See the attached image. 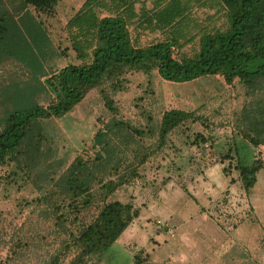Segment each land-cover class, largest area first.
I'll use <instances>...</instances> for the list:
<instances>
[{"label": "trees", "instance_id": "trees-1", "mask_svg": "<svg viewBox=\"0 0 264 264\" xmlns=\"http://www.w3.org/2000/svg\"><path fill=\"white\" fill-rule=\"evenodd\" d=\"M60 1L0 0V64L12 59L30 74L38 71L34 77L50 95L41 105L33 83L10 84L1 90L0 103L7 107L0 118V170L13 165L23 171L34 162L40 143L31 132L38 119L65 115L92 89L115 114L111 93L124 88L129 74L155 69L163 80L176 83L220 75L228 84L243 85L250 98L235 119L241 133H234V143L219 158L220 163L235 160L222 171L229 175L233 166L249 195L264 167L253 151L264 143V0H84L65 24L69 48L80 62L49 68L45 74L40 71L42 61L47 62L54 49L44 19L52 17ZM198 10L207 11L203 19ZM143 35L151 38L142 42ZM197 112L162 111L156 124L157 145L143 152L130 143L131 131L137 135L144 131L112 115L93 136V156L77 155L60 174L44 176L35 185L42 192L34 200L45 205L43 214L58 246L43 264L100 260L140 210L116 198V190L135 179L151 153L163 150L171 132L189 119L202 120ZM205 136L200 132L196 137L205 141ZM126 153L132 156L130 162ZM132 260L146 264L138 254Z\"/></svg>", "mask_w": 264, "mask_h": 264}, {"label": "rangeland", "instance_id": "rangeland-1", "mask_svg": "<svg viewBox=\"0 0 264 264\" xmlns=\"http://www.w3.org/2000/svg\"><path fill=\"white\" fill-rule=\"evenodd\" d=\"M83 1L61 0L55 7L52 17L44 19V25L47 28L54 51H49L47 62L46 58L45 61H42L43 68L40 70L42 73L44 71L45 74L48 73L47 70L49 68L58 70L68 63L80 62L69 48L65 24L79 9ZM206 13L207 11L205 10H198L197 16L203 19ZM186 49H191L190 52L194 51V48L190 46H187ZM36 73L30 74L20 63L12 59L4 61L0 64V93L5 86L10 84L12 87V84L14 85L15 83L22 85L33 83L37 87L35 89L36 100L41 105H45L49 101L50 95L44 91L40 81L34 77ZM211 77L201 76L191 81L176 83L163 80L161 77L159 79L155 69L148 74H129L124 88L111 93L114 106L117 108L115 114L105 108L99 91L92 89L81 102L65 115L59 118L38 119L31 132L32 139L40 143V153L34 159L32 158L35 163H27L23 171L15 166L9 169L2 167L0 170V264H43V259H47L48 255L58 246L57 241L51 235L52 228H50L49 219L43 214L45 205H38L34 200L39 191L40 194L42 192L35 185L39 184L46 175L48 177L51 173L60 174L77 155L93 156L91 148L93 136L99 128H102L112 118V115L144 131L142 135H137L131 131L133 135V140L130 143L131 147L138 149L139 152H143V149L146 148H148L147 151L153 150L151 147L157 145L156 124L162 111L170 107L185 106L198 110V113L203 116L202 120L194 121L195 124H192L194 122L189 123L192 128H179L178 132L169 134L166 140L167 143L162 151L157 153L150 152L151 154L147 159L152 163L151 166L148 165L150 168L147 165L145 168H138L137 176L135 177L138 183L142 184L140 190V185L134 187V189L139 190L140 195L143 185L154 188L152 182L155 183V180L150 181L152 179L151 173L156 172L159 168L156 167L159 159L164 162L167 161L164 167L168 168L169 166L172 171L175 170L177 177L181 178V181L195 174L196 170H201L196 165L192 166L191 169L189 168L190 165L187 164L190 157L189 150H187L188 144H199V147L196 146L194 149L197 150L196 153H199L200 157H204V163L209 162L208 159L213 158L212 154L216 156V160L222 158L223 154L234 143V136L241 133L235 119L237 114H239L240 107L250 101V98L246 96V89L243 85L235 84L232 88H229L230 90L225 88L223 90L224 86L221 81L219 79L213 80ZM221 90H223L222 93ZM228 92H230L229 95ZM220 99L224 100L221 103L223 105L222 108L218 105ZM4 107L6 108L7 106L0 103V118ZM150 127L152 131L147 130ZM201 127H203L205 137H207L205 141L209 144L206 149L203 146L205 141L196 137L200 135ZM185 130L190 131L191 139L196 142L191 139L187 141ZM234 133L237 134L234 135ZM217 139H220L219 143L216 142ZM113 140L118 143L116 137H113ZM119 145L123 146V144ZM179 147L183 148L185 154L175 159V165L171 163L174 160L172 161L168 158L170 154L172 155L173 152L180 150ZM253 151L256 158L264 164V143L259 144ZM204 154L208 156L206 155V157ZM126 155L130 162L131 154L126 153ZM193 157L195 156L193 155ZM234 161L232 160L230 163L233 165ZM229 170L233 175L238 174L233 166H230ZM164 178L168 177L165 175ZM130 191L125 187L119 188L115 193V197L119 199L128 198ZM248 197L254 206L255 213L244 212L246 209L248 210L245 207L246 201L244 198L234 203L237 214L245 213L243 217L238 219L230 217L228 219L223 216L225 213L229 214V212L217 206L221 203V200L213 207L215 209H212L211 212H214L217 217L220 215L222 221L227 222L228 226L240 222L244 218V223L252 224L251 227H255L258 233H264V167L257 172L255 185ZM175 198L177 199L175 200V205L180 209V213L187 216L196 214L198 207L191 197ZM141 214V218L144 220L147 217L146 211H142ZM150 216L148 226L151 229L157 228V226L159 228L162 223L161 220H164L163 216L157 214V212H152ZM162 225H164V222ZM190 226L187 228L183 226V229L189 230ZM40 236H42V239ZM261 237H264V235ZM176 241L177 238H167L169 243ZM140 242L147 244V237L141 239ZM197 245L199 246V244ZM142 247L134 248L133 245L129 250L116 244L106 249L102 253L100 260H97L95 264H133L132 256L135 254H138L144 263L153 264L150 262V255L145 253ZM200 251L205 252L203 255L206 254L204 249L200 248ZM195 252L189 251L188 248L182 246L175 252V255L178 257L181 254L187 255V259L184 262L181 261V264H198L201 258L197 259L194 255ZM158 254L163 257V250ZM176 262L178 261L175 260L172 264H176ZM164 264L171 263L166 262Z\"/></svg>", "mask_w": 264, "mask_h": 264}, {"label": "crops", "instance_id": "crops-1", "mask_svg": "<svg viewBox=\"0 0 264 264\" xmlns=\"http://www.w3.org/2000/svg\"><path fill=\"white\" fill-rule=\"evenodd\" d=\"M150 38V35H143L141 41L145 42L146 39L149 40ZM206 76H212L213 80L219 79L224 86L223 90L224 88L230 90L229 88L237 84L236 82L232 84L226 83L220 75ZM159 79H161L160 76ZM223 90H221V93ZM229 94L230 92H228ZM223 101V99L218 101L220 108L223 107L221 104ZM171 108L184 111L194 110V108L190 109L185 106L170 107L169 109ZM197 115H200V113L197 112ZM190 121L194 122L189 119L181 128H192V125L189 124ZM196 121L198 122L199 120ZM195 122L192 124H195ZM201 128L199 132L204 134L203 127ZM178 131L177 129L171 133ZM189 132L185 130L186 137L187 135L189 136ZM216 142L219 143L220 139H217ZM187 146H189L187 150L190 153L187 163L190 165L189 168L191 169L192 166L196 165L200 167V171L196 170L195 174L181 181V178L177 177L175 170L172 171L169 166L168 168L164 167L167 161L164 162L159 159V163L156 164V167L159 168L156 172L151 173L152 179L150 181L155 180V183L152 182L154 188L143 185L140 195L139 190L142 184L140 185L137 179L119 187H125L131 191L128 198L118 199L122 202L129 201L139 207L140 210L138 216L132 220L111 246L119 244L121 247L129 250L133 245L134 248L143 246L142 249L150 255V262L153 264H164L166 262L172 264L175 260L178 261L176 264H181L187 259V255L181 254L178 257L175 255V252L182 246L188 248L189 251H196L194 253L196 258H201L198 264H264V237H261L264 233H258L255 227H251L252 224L244 223V218L240 222H237L239 224L233 223V225L228 226L227 222L222 221L220 215L217 217L214 212H211L212 209H215L213 207L221 200V203L217 206L229 212V214L225 213L223 215L228 219L230 217L232 219L243 217L244 212L255 213L254 206L241 187L237 177L238 174L233 175L229 172V175H226L222 171V168L230 161L225 160L223 163H220L219 159L216 160V156L212 154L211 150L213 158L208 159L209 162L204 163V157H200L199 153H196L197 150L194 149L196 146L189 144ZM174 150L176 151V149ZM184 154L183 148H180V150L178 149L176 152H173L172 155L170 154L168 159L174 160L171 163L175 164V159L179 156H184ZM207 154L204 155L206 156ZM193 155L195 157L192 158ZM151 164V161L146 160L140 167L145 168L146 165L151 166ZM11 167L13 168L14 166L9 165L4 168L9 169ZM165 175L168 178H164ZM230 180L232 181L230 182ZM137 185H140L139 190L134 189V187H138ZM184 196H189L194 200L195 205L198 207L195 215H183L175 205V200H177L175 197ZM241 198H244L246 201L245 207L248 210L246 209L244 212L237 214L234 203L241 201ZM142 211H146L147 214L144 220L141 218ZM152 212H157V214L163 216L164 220L161 221L162 223L164 222V225L161 223L159 228L157 226V228L152 229L148 226V219L151 217ZM189 225H191L189 230L183 229V226L187 228ZM146 237L148 243H141L140 240ZM168 237L177 238V241L169 243L167 242ZM200 248L204 249L206 254L203 255L205 253L203 251L199 252ZM161 250L164 253L163 257H160L158 254Z\"/></svg>", "mask_w": 264, "mask_h": 264}, {"label": "built area", "instance_id": "built-area-1", "mask_svg": "<svg viewBox=\"0 0 264 264\" xmlns=\"http://www.w3.org/2000/svg\"><path fill=\"white\" fill-rule=\"evenodd\" d=\"M208 146H209L208 142L207 143H204V147L205 148H208Z\"/></svg>", "mask_w": 264, "mask_h": 264}]
</instances>
